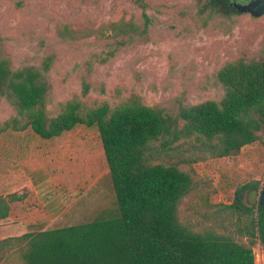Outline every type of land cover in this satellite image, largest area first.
<instances>
[{"label":"rangeland","instance_id":"374dc122","mask_svg":"<svg viewBox=\"0 0 264 264\" xmlns=\"http://www.w3.org/2000/svg\"><path fill=\"white\" fill-rule=\"evenodd\" d=\"M148 1L153 23L147 35L120 43L102 28L132 16L139 20L133 0H0V51L14 69L39 66L54 55L48 73L51 116L67 101L85 110L104 103L115 107L133 97L176 115L181 106L223 99L216 74L226 63L264 58V16L208 19L200 14L201 0ZM65 26L74 32L72 39L61 37ZM15 118L24 123L1 100L0 128ZM36 136L31 128L2 135L0 196L32 188L41 206L63 213L56 227L120 216L97 128L78 126L52 140ZM86 144V150L76 149ZM189 144L182 140L169 150L162 141L154 143V164H175L193 179L179 219L194 232H232L235 218L225 206L247 184L259 182L262 190L264 146L257 142L237 155L213 158ZM254 252L256 264H264V248L258 244ZM8 264H21V259L14 255Z\"/></svg>","mask_w":264,"mask_h":264},{"label":"trees","instance_id":"16d2710c","mask_svg":"<svg viewBox=\"0 0 264 264\" xmlns=\"http://www.w3.org/2000/svg\"><path fill=\"white\" fill-rule=\"evenodd\" d=\"M232 1L201 0L200 14L207 13L208 19L239 15ZM133 4L141 12L139 20L132 16L110 22L102 31L120 43L146 36L152 7L148 0ZM73 33L65 26L60 35L72 39ZM53 60L50 55L39 66L14 69L0 51V101L7 100L24 120L6 122L0 140L8 130L31 128L42 141L78 126L97 128L120 216L0 240V264H8L14 255L21 264H256L254 249L258 244L264 248V206H247L245 195L259 189V182L243 186L225 206L235 218V230L194 232L179 219V207L193 190L191 175L175 164H154L153 156L157 141L169 150L182 140L190 142L191 148L213 158L237 155L257 142L264 146V58L226 63L216 74L223 99L181 106L176 115L133 97L115 107L104 103L85 110L81 103L67 101L51 116L48 73ZM82 147L86 150L87 144L76 149ZM82 156L91 157L86 151ZM29 211L46 220L33 193L0 196V220Z\"/></svg>","mask_w":264,"mask_h":264},{"label":"crops","instance_id":"0c3cea01","mask_svg":"<svg viewBox=\"0 0 264 264\" xmlns=\"http://www.w3.org/2000/svg\"><path fill=\"white\" fill-rule=\"evenodd\" d=\"M25 193H33L34 195H36L37 199L39 198L36 192L32 190V188H30V190ZM42 207L44 209V215L46 217V220H44L43 222L40 221L39 214L34 215L30 211L26 212V215L14 214L13 217L0 220V240H4L7 238H19L22 236H26V234L28 233L45 232L49 230L64 228L56 227V223L62 219V212L57 214L55 212L49 211V208H44V205H42ZM22 247L26 248V241L23 242Z\"/></svg>","mask_w":264,"mask_h":264},{"label":"water","instance_id":"95a60500","mask_svg":"<svg viewBox=\"0 0 264 264\" xmlns=\"http://www.w3.org/2000/svg\"><path fill=\"white\" fill-rule=\"evenodd\" d=\"M239 14H250L256 18L264 16V0H249L248 4L233 0L231 4ZM245 203L249 207L264 206V189H250L246 192Z\"/></svg>","mask_w":264,"mask_h":264},{"label":"flooded vegetation","instance_id":"af4514ba","mask_svg":"<svg viewBox=\"0 0 264 264\" xmlns=\"http://www.w3.org/2000/svg\"><path fill=\"white\" fill-rule=\"evenodd\" d=\"M248 2H249V0H246V2L245 3H242V4H248Z\"/></svg>","mask_w":264,"mask_h":264}]
</instances>
